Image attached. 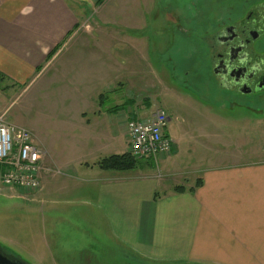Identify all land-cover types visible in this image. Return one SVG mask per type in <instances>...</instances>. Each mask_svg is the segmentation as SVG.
Wrapping results in <instances>:
<instances>
[{
    "label": "crops",
    "instance_id": "1",
    "mask_svg": "<svg viewBox=\"0 0 264 264\" xmlns=\"http://www.w3.org/2000/svg\"><path fill=\"white\" fill-rule=\"evenodd\" d=\"M92 1L0 0V78L10 82L9 89L20 87L19 95L35 89L46 75L39 83L41 92L32 97L37 111L31 120L21 112L24 122L18 123L31 122V138L44 169L38 175L41 188L25 194L12 190L42 207L82 201L100 213L117 246L137 253L135 260L142 264H264V158H221L211 166L193 167L187 176L182 174L186 182L180 183L185 188L181 192L158 171L160 163L169 170L174 146L158 157L159 164L143 161L128 171L98 166L101 158L128 150L122 143L126 121L122 125L117 114L134 101L122 98L121 103L115 93L131 78L145 83L140 59L151 44L140 22L117 26L103 18L108 0L86 17L84 6ZM155 8L153 0L150 11ZM119 39H129L134 58L135 68L124 67V72L117 56ZM106 90L109 95L101 93ZM35 115L54 124L50 134L36 130ZM169 127L170 118L167 133ZM51 136L63 142L56 153ZM198 178L201 185L194 187ZM52 182L58 183L52 187ZM79 186L89 193L72 204L48 198L51 192H74ZM55 210H48L53 218L75 217Z\"/></svg>",
    "mask_w": 264,
    "mask_h": 264
},
{
    "label": "rangeland",
    "instance_id": "2",
    "mask_svg": "<svg viewBox=\"0 0 264 264\" xmlns=\"http://www.w3.org/2000/svg\"><path fill=\"white\" fill-rule=\"evenodd\" d=\"M222 1L155 0L156 8L151 12L153 0H108L102 8L103 18L111 20L112 24L129 27L140 22L141 28H145V41L151 44L145 53V59H140L146 74L143 80L145 83H140L137 77L134 80L131 78L115 93L116 97L120 95L121 103L126 98L134 101L132 107L118 110L117 115L123 125L132 116L131 112H135L134 116L143 118L159 107L166 111L170 118L168 133L174 141V153L170 156L169 170L160 163L158 171L160 177L170 185L185 184L186 181L181 180L182 174L187 176L193 167L211 166L221 158V161L264 158V102L249 107L244 102L231 103L223 93L219 94L220 97H206L200 92L204 88L211 91L214 82L211 81L210 72L202 70V73L197 67L199 40L189 38L199 34L200 30L192 27L196 22L194 19L199 21L203 15L200 10H221ZM99 3L93 0L91 4L84 6V11H88L85 16L93 10L96 12ZM173 15H178L175 17L179 22H176ZM166 17L171 21L165 22ZM178 24L180 28H177ZM120 30L121 33L124 32L123 29ZM128 40L119 39L117 46L119 67L123 72L124 67L135 68ZM193 57L192 62L188 63L190 68H184L183 59ZM179 66L181 68L178 69ZM196 71H199L198 77ZM45 78L46 75L38 80L35 89L21 91L19 95L20 87L9 89L10 82L0 78V113H3L11 126L31 129L29 121L32 111H37L32 109V97L41 92L39 83ZM101 93L109 95L107 90ZM108 99L111 101V96ZM113 101L118 102V99L114 97ZM21 112L30 119L25 120L27 126L18 124L24 122L19 116ZM33 124L43 134H50L49 129L55 127L54 124L45 123L40 115L34 116ZM49 139L55 150L46 147L56 153L63 142L52 136ZM127 142V137L122 138L123 147L128 145ZM136 160L141 163L151 159ZM42 170L43 167L39 173ZM153 170L157 171L155 167ZM56 175L59 177L61 174ZM64 177L66 180L70 178L69 173ZM56 183L52 182L51 186L55 187ZM81 189L79 186L74 192L55 195L51 192L48 198L68 200L63 203L72 204L89 193V190ZM51 209L67 211L75 217L66 220L53 218L48 211ZM0 235L3 236L0 237L1 244L30 264H142L135 260L137 253L124 246H117L100 213H94L82 201L80 205L60 203L42 207L35 199L18 198L16 191L1 183Z\"/></svg>",
    "mask_w": 264,
    "mask_h": 264
},
{
    "label": "flooded vegetation",
    "instance_id": "3",
    "mask_svg": "<svg viewBox=\"0 0 264 264\" xmlns=\"http://www.w3.org/2000/svg\"><path fill=\"white\" fill-rule=\"evenodd\" d=\"M222 4L221 10L211 8L208 14L200 10L203 15L194 19L192 27L199 34L189 38L199 40L196 53L214 82L211 91L200 92L206 97L224 94L231 103L251 107L264 102V0H223Z\"/></svg>",
    "mask_w": 264,
    "mask_h": 264
},
{
    "label": "built area",
    "instance_id": "4",
    "mask_svg": "<svg viewBox=\"0 0 264 264\" xmlns=\"http://www.w3.org/2000/svg\"><path fill=\"white\" fill-rule=\"evenodd\" d=\"M168 116L157 108L144 119H128V152L134 159H151L171 150L173 139L167 133ZM41 151L33 143L28 129L11 126L0 113V183L21 194L40 188Z\"/></svg>",
    "mask_w": 264,
    "mask_h": 264
},
{
    "label": "trees",
    "instance_id": "5",
    "mask_svg": "<svg viewBox=\"0 0 264 264\" xmlns=\"http://www.w3.org/2000/svg\"><path fill=\"white\" fill-rule=\"evenodd\" d=\"M101 1L102 0H97V3L101 2ZM215 1H218V0H215ZM207 10L208 11L206 12L203 9L205 14H208L211 9H207ZM186 40H189V39H186ZM202 58H201V56L197 55V61H196L197 65H198L197 67H198V69L203 68V71L206 72L204 70V66L202 64V62H203ZM193 59H194V57L193 58H184L183 64H182L183 66H185L184 68H186V67L190 68L188 63L192 62ZM179 68H181V66H179L178 69ZM205 69H206V66H205ZM158 70H159V68H158ZM189 73H190V71H189ZM130 118H135V117L130 116ZM97 164L101 169L110 170V171H128V170L138 168V166L140 165V163H138V161L136 159H134L128 151L121 153V154H111V155L105 156V157L101 158ZM200 185H201V179L198 178L194 184V187H197ZM194 187L189 188V190L193 191ZM173 190L175 192H181V191L185 190V188L183 187V185H176V186H174Z\"/></svg>",
    "mask_w": 264,
    "mask_h": 264
},
{
    "label": "water",
    "instance_id": "6",
    "mask_svg": "<svg viewBox=\"0 0 264 264\" xmlns=\"http://www.w3.org/2000/svg\"><path fill=\"white\" fill-rule=\"evenodd\" d=\"M0 264H30L12 253L7 247L0 243Z\"/></svg>",
    "mask_w": 264,
    "mask_h": 264
}]
</instances>
